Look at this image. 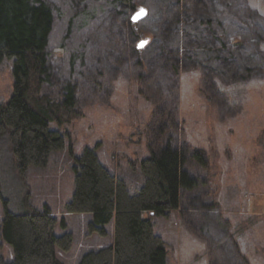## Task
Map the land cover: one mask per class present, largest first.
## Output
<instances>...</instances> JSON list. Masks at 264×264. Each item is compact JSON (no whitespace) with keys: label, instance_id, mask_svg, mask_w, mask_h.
<instances>
[{"label":"trees","instance_id":"1","mask_svg":"<svg viewBox=\"0 0 264 264\" xmlns=\"http://www.w3.org/2000/svg\"><path fill=\"white\" fill-rule=\"evenodd\" d=\"M63 2L57 6L53 0H0V61L12 60L15 77L11 98L0 102V141L11 154L7 170L0 168L5 211L0 264H62L56 250L67 251L72 245L71 233L54 232L56 218L49 207L23 213L14 210L29 202V169L46 166L51 154L65 146V133L51 124H68L81 115L76 98L78 74L62 85V100L42 93L43 86L52 83L49 44L59 20L67 23L69 34L77 23L83 27L103 17L113 24V16L119 15L124 29L121 33L114 29L111 40L125 54L127 67L147 81L144 85L171 83V77L188 68L200 70L202 80L212 83L220 81L221 75H229L232 83L264 77V52L249 51L251 38L264 42V24H260L264 16L242 11L241 0ZM140 7L145 15L133 22L131 14ZM85 55L81 49L72 50L73 72L85 70ZM192 160L203 168L209 165L202 150L168 138L139 163L143 182L133 191L102 164L94 148L84 149L73 165L74 193L68 210L92 214L91 229L104 235L105 225L113 221L114 240L83 255L79 264H166L168 252L153 218L177 210L183 194L197 187L198 178L190 171ZM16 199L21 201L13 206ZM2 242L11 245L12 261L4 260ZM244 260L251 264L247 257Z\"/></svg>","mask_w":264,"mask_h":264},{"label":"rangeland","instance_id":"2","mask_svg":"<svg viewBox=\"0 0 264 264\" xmlns=\"http://www.w3.org/2000/svg\"><path fill=\"white\" fill-rule=\"evenodd\" d=\"M240 8L264 16V0H241ZM113 18V24L103 17L83 27L77 23L69 34L67 23L55 24L49 44L52 83L42 93L62 100V85L78 74L81 115L68 124H51L65 133V146L51 154L46 166L29 169V202L15 206L21 201L16 199L14 210L49 207L56 218L54 232L72 234L71 248L56 250L58 259L79 264L86 253L113 243L114 223L105 225L104 235L91 229L92 214L68 210L76 157L94 148L102 164L136 191L143 182L139 163L173 138L176 144L202 150L209 165L203 168L192 160L197 187L183 194L177 210L153 218L168 252L166 264H247L245 257L251 264H264V77L232 83L229 75L220 74L221 82L212 83L202 80L200 70L188 68L171 77V83L144 85L147 81L127 67L125 54L112 41L114 29H124L119 15ZM251 39L249 51L264 52V42ZM73 49L86 54L82 74L69 63ZM14 80L12 60L2 59L0 102L11 98ZM5 144L0 141V168L7 170L11 154ZM4 214L0 200V229ZM2 244L4 260L12 261L11 245Z\"/></svg>","mask_w":264,"mask_h":264},{"label":"water","instance_id":"3","mask_svg":"<svg viewBox=\"0 0 264 264\" xmlns=\"http://www.w3.org/2000/svg\"><path fill=\"white\" fill-rule=\"evenodd\" d=\"M139 12V13H138ZM137 13H135L133 16H132V21L133 22H137V21H139V20H141L143 17H144V15H145V11H143V10H140V11H138Z\"/></svg>","mask_w":264,"mask_h":264}]
</instances>
